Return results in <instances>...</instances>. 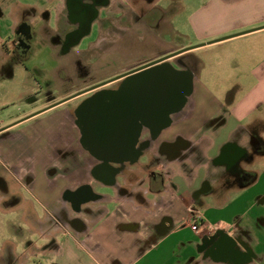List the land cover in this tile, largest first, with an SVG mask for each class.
I'll return each mask as SVG.
<instances>
[{
    "label": "flooded vegetation",
    "instance_id": "af4514ba",
    "mask_svg": "<svg viewBox=\"0 0 264 264\" xmlns=\"http://www.w3.org/2000/svg\"><path fill=\"white\" fill-rule=\"evenodd\" d=\"M123 1L38 0V8L42 9L38 11L37 7L30 6L25 11L13 33L10 45L5 47L8 57L7 68L24 66L32 53L37 37L36 28L41 27L43 35L51 37L53 47L59 48L62 65L56 80L59 82L58 88L55 91H60L63 95L57 97L51 90L43 92L44 84L41 79L34 77V84L31 83L28 88L36 87L35 89L22 91V95L19 97L15 95L11 103L0 107V238L13 228L12 213L19 199L15 193L17 190L29 193L28 207L35 211L37 219L36 223L27 224L29 228L26 236L34 233L38 239H45V236L51 237L67 225L84 232L89 227L84 216L96 214L91 205L109 204L116 200L114 194L94 192V188L117 189L123 194L126 189L123 185L124 177L141 169L147 176L146 184L149 190L162 192L166 189L168 176L172 172L171 159L184 162L196 152L189 142L180 137L173 141L160 140L165 128L158 135L151 128L160 121L151 114H148L145 120L140 116L137 119L135 111L130 119L113 122L115 132L108 139L112 138L117 143L116 148L112 151L103 148L102 151L105 153H100L92 146L88 129L92 113L83 108L94 94L103 91V102L112 109L114 107L125 109L121 106L122 101L115 100L114 92L130 74L134 73L132 71L142 66L170 62L178 69H187L198 75L199 58L194 52L195 48L174 46L162 39V45L156 48L153 55L129 60L111 76L93 81L95 80L92 73L93 65L89 62V55L99 49L104 40L116 38L118 34L126 32H134L139 36L142 28L156 33L161 31L157 30L161 26L164 10L156 4L158 0H131L132 6L129 7L124 6ZM93 34L95 35L93 42L90 41L83 46L84 40ZM118 61L119 59H109L107 64L117 65ZM23 81L25 85L30 83L28 78ZM18 102L22 105L16 112L9 114L5 111L7 107ZM188 103L181 112L171 115V125L177 120H183ZM127 104L129 105L130 101ZM132 104L134 105V101ZM112 113L109 111L110 118L122 120L121 114L117 117ZM49 114L58 116L50 125L55 124L54 128L58 126L57 133L62 135L56 137V133L53 132L49 136L47 157L52 163L65 161L63 175L74 173L77 179H82L78 180L76 189L67 194L71 200L69 210L58 211L54 204L44 205L33 193L39 159H42L40 169H43L46 157L43 120L45 115ZM160 116L162 118L163 115ZM159 141L157 153L155 147ZM18 142H21L20 147L23 149L16 146ZM122 142H127L129 146L124 148ZM233 150L224 152L223 159L226 160L227 167L224 176L226 175L227 181L232 179L240 181L245 179L247 174L241 162L248 161L250 155L245 148L233 147ZM30 161L37 164L32 165ZM60 172L59 166L54 164L47 170V176L56 177ZM91 175L95 177L94 185L87 181ZM207 188L208 182L203 184V190ZM199 193L200 190L195 191V199ZM194 203H197V200ZM192 208L195 210L197 207L193 204ZM43 226H46V229ZM220 239L221 241L227 239L229 243L234 242L224 231L217 230L213 235L205 237L204 243L211 248ZM247 255L245 254V257ZM21 258V255L15 257L11 248L1 246L0 264H21Z\"/></svg>",
    "mask_w": 264,
    "mask_h": 264
},
{
    "label": "crops",
    "instance_id": "0c3cea01",
    "mask_svg": "<svg viewBox=\"0 0 264 264\" xmlns=\"http://www.w3.org/2000/svg\"><path fill=\"white\" fill-rule=\"evenodd\" d=\"M26 1L0 2V85L4 87V84L16 77L15 72L18 68V66L7 68L8 57L5 47L10 45L13 33L25 11L30 6L38 8V0ZM218 2L220 1L208 0L200 4V8L191 15L195 19L200 14V38L208 39L233 32L235 34L186 49L195 48L196 53L197 48L219 41L230 40L243 34L264 33V0H227L226 2L234 8L236 20L226 24L227 27L215 31L202 28L219 6ZM41 9L38 8V11ZM7 18L11 19L10 24L3 22ZM200 62L201 57L199 66ZM249 69L250 72L239 79L243 83H236L234 76L231 79L224 78V81L219 79L224 86L203 81L200 74V85L209 99L203 105L200 103V109L192 108L186 113L182 121L183 128L173 129L165 136L163 132L160 139L173 141L180 137L189 142L196 152L184 162L171 159L172 172L168 176L167 187L162 192L149 190L146 184L147 176L141 169L124 177L123 185L126 189L123 194L117 189L102 191L94 188V192L114 194L115 202L92 204L91 208L96 214L84 216L85 222L89 225L84 232L67 225L61 226L62 229L53 236H45L46 244H51L54 248L49 249L51 254L48 257L45 256L48 264H115L114 260L116 264H141L166 239L181 230V227L190 228L194 217L193 204L200 209L205 206H212L220 211L229 208L234 218L229 222L219 221L216 225H204L198 228L193 237L180 239L179 245L192 252L182 255L173 264H264V191L254 197L245 196L250 194L264 175V170L258 171L253 168L259 159L264 157V54ZM197 76L194 74L192 94ZM29 89L17 90L15 97ZM13 97L8 95L7 98H1L0 107L11 103ZM16 146L23 149L20 147L21 142ZM159 146L160 141L155 147L157 153ZM233 147L245 148L250 155L248 161L241 162L247 174L245 179L240 181L234 179L227 181L226 175L224 176L227 167L223 155L225 151H234ZM55 164L61 171L60 180L55 185L57 196L53 200L41 202L44 205L54 204L58 211L69 210L71 200L67 194L76 189L78 179L74 173L63 175L65 161H55ZM94 178L91 175L87 181L94 185ZM215 178L217 179L214 180ZM207 182L208 188L203 190V184ZM197 190H200V193L195 199L194 193ZM15 193L19 198L18 212L22 210L24 214L26 213L27 224L36 223L35 211L28 207L29 202L23 191L17 190ZM242 198L246 205L245 209H240L239 199ZM196 200L197 203H194ZM210 201H213L212 205ZM180 205H184L181 208L183 213L176 210ZM100 210L102 211L99 212ZM71 214L74 215L73 212ZM204 221L203 219L202 224ZM209 226L218 228L214 231L210 230ZM43 227L46 229V226ZM217 230L224 231L234 242L229 243L227 239L222 241L220 239L209 248L204 243V238L213 235ZM59 233L61 234L58 235ZM11 249L12 254L18 256L13 243ZM245 254H248L247 257ZM21 256V264H24L23 259L30 258L29 253L25 252H22Z\"/></svg>",
    "mask_w": 264,
    "mask_h": 264
},
{
    "label": "rangeland",
    "instance_id": "374dc122",
    "mask_svg": "<svg viewBox=\"0 0 264 264\" xmlns=\"http://www.w3.org/2000/svg\"><path fill=\"white\" fill-rule=\"evenodd\" d=\"M27 1L29 2V0ZM207 1L208 0H158L156 4L164 10L161 26L157 30H161L160 33L142 28L138 33L139 36L134 32H126L118 34L116 38L104 40L99 49L97 48L98 50H94L93 54L89 55V62L93 65L92 73L94 75L93 79H95L93 81L102 80L111 76L120 70L123 67L122 65L129 60L147 57L150 54L153 55V53L156 52V48L162 45V39L166 43H172L174 46L189 47L235 34V32H233L224 35H216L208 39L200 38V14L195 19H193L191 15L196 9L200 8V4H204ZM217 1H220L218 2L220 3L219 6L208 17L205 26L202 27L209 31H215L227 27L226 24L234 22L237 17L234 14V8L226 2L227 0ZM123 3L126 7L132 6L131 0H124ZM3 22L10 24L11 19H4ZM36 31L37 37L34 40L33 49L31 51L32 53L26 61L28 69L26 70V64L17 68V71L15 72L16 77L4 84L5 87L0 85V99L7 98L8 95H10V97L11 95L12 97L15 96L18 92L17 90H27L28 86H31V83L34 84V77L41 79L42 84H44L43 92L46 93L51 90L57 97L63 95L60 91H55V89L58 88L59 82L56 80L62 65L58 51L59 48L53 47L51 37L46 34L43 35L41 27H37ZM236 33L238 32L236 31ZM94 39V34L87 37L83 42V46L90 41L93 42ZM197 49L196 54L199 59L201 57L198 70L199 74L195 79L194 93L190 97L189 103L185 109V115L192 108L200 109V103L202 102L203 105L204 102L209 99V97L205 96L202 86L200 85V74L203 81H208L210 84H221L220 86H224L221 81H224V78L231 79L233 76L236 79V83H243L239 79L244 77L245 74H248L250 72V66H254L264 54V33L255 35L243 34L231 38L230 40L219 41ZM109 59H119V63H117V65H109L107 64ZM27 78L30 83H26L25 85L23 80H26ZM77 83L78 82H76V84ZM72 86L73 85L71 84V87ZM31 88L35 89L36 87ZM31 88L29 91H31ZM21 105L22 104L18 102L7 107L5 111L12 114L16 112ZM57 117L58 116L49 114L45 115L43 120L45 127L44 145L46 157L43 162V169H40L42 159H39V168L36 173L37 179L35 181V189L33 192L40 201L53 200L54 197L57 196L55 185L59 182L60 175L56 177L47 176V170L52 167L55 162H50L51 160L47 157L46 153L49 151V136L53 132L56 133V137L62 135L61 133H57L59 130L58 126H55L54 128L55 124L50 125V123L56 121ZM182 121L177 120L171 127L165 129L164 136L171 133V130L173 129L178 130L183 128L184 125ZM30 163L32 165L37 164L35 161H30ZM253 168L258 171H263L264 157L259 159ZM78 180L82 181V179L79 178ZM101 190L108 191L109 189ZM263 191L264 175L254 186L250 194H246L245 196L248 198L254 197L257 193ZM23 193L28 199L30 196L29 193ZM234 194L235 193H232V195ZM212 203L213 201H210V205H212ZM17 205L18 201L12 213L13 228H11L5 236L0 238V248L1 246L11 248L13 243L14 247L17 249L18 255H21L22 252H25V254L29 253L30 258L23 259L25 260L23 261L24 264H48V259H45V256L48 257L51 254L50 250H53L54 248L51 244L47 245L44 239H38L34 233H30L26 236L29 228L25 220L26 213L24 214L22 210L21 212H18L20 209H17ZM239 205L240 209H245L246 205L243 198L241 200L239 199ZM182 206L184 207V205ZM182 206H178L176 210H180V212L183 213V209H181ZM195 210H198V212H195L190 228L186 226L181 227V230L166 239L157 249L149 254L141 264H173L174 261L179 259L182 255H187L189 252H192L190 249L179 245L180 239L193 237L198 230L196 227L202 228L204 225L207 226L208 224L216 225L219 221H223L222 223L229 222L234 218L233 212L231 213L229 208L220 211L212 206H205L201 207V209L197 207ZM257 210L258 208H256V211ZM203 219L205 221L202 224ZM60 234L61 233L58 235ZM5 238L7 239L4 240ZM49 241L50 239L48 240V243H50ZM38 250H40V252H37ZM114 263L116 264V260H114Z\"/></svg>",
    "mask_w": 264,
    "mask_h": 264
},
{
    "label": "water",
    "instance_id": "95a60500",
    "mask_svg": "<svg viewBox=\"0 0 264 264\" xmlns=\"http://www.w3.org/2000/svg\"><path fill=\"white\" fill-rule=\"evenodd\" d=\"M135 71H132L134 73L130 74L120 88L114 92L115 100L122 101L121 106L125 109L116 107L112 109L103 102V91L94 94L83 108L92 113L88 129L92 146L100 153H105L102 151L103 148L112 151L117 147V143L112 138L108 139L115 132L112 125L114 121L130 119L134 111L137 113L135 117L139 119L140 116L142 120L151 114L160 121L151 127L158 135L164 128L171 125V115L185 108L193 92L194 74L187 69H178L170 62L148 64ZM109 111L117 117L121 114L122 120L110 118ZM160 115H163L162 118ZM139 128L140 126H138V133ZM122 144L124 148L129 146L127 142H122Z\"/></svg>",
    "mask_w": 264,
    "mask_h": 264
},
{
    "label": "built area",
    "instance_id": "2783aa9c",
    "mask_svg": "<svg viewBox=\"0 0 264 264\" xmlns=\"http://www.w3.org/2000/svg\"><path fill=\"white\" fill-rule=\"evenodd\" d=\"M192 212H193V214H195V212L197 213L198 212V210H194V209H192ZM197 229H198V227H196ZM218 227H214V226H209V229L210 230H216Z\"/></svg>",
    "mask_w": 264,
    "mask_h": 264
}]
</instances>
